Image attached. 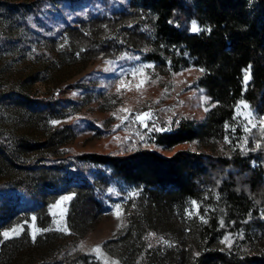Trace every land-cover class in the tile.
Returning <instances> with one entry per match:
<instances>
[{
  "label": "trees",
  "instance_id": "16d2710c",
  "mask_svg": "<svg viewBox=\"0 0 264 264\" xmlns=\"http://www.w3.org/2000/svg\"><path fill=\"white\" fill-rule=\"evenodd\" d=\"M41 1L12 7L29 15ZM47 1L85 5L82 13L57 9L63 24L57 31L47 26L42 32V20L29 28L40 44L28 48L48 67L125 52L151 62L158 75L192 65L200 70L195 86L209 107L203 117L181 116L170 131L156 133L159 150L75 151L65 146L77 133L70 122L42 141L0 138L10 166L9 177L0 180V231L31 214L47 222L49 204L70 194L68 232L60 234L54 255L85 259L76 244L116 191L125 198L127 222L102 245L122 264H264V124L249 133L239 124L234 133L225 127L239 100L264 117V0ZM192 21L202 30L192 32ZM57 41L63 46H55ZM59 90L23 100L27 113L72 114L78 102L54 96ZM23 149L30 154L21 156ZM193 200L198 215L189 218ZM228 232L235 237L225 245ZM22 238L1 240L0 259H8Z\"/></svg>",
  "mask_w": 264,
  "mask_h": 264
},
{
  "label": "rangeland",
  "instance_id": "374dc122",
  "mask_svg": "<svg viewBox=\"0 0 264 264\" xmlns=\"http://www.w3.org/2000/svg\"><path fill=\"white\" fill-rule=\"evenodd\" d=\"M33 1L35 0H0V138L25 136L34 141H42L54 129L70 122L77 133L65 146H70L75 151L125 152L139 147L159 150L154 145L156 133L170 131L181 116L203 117L209 104L202 89L195 86L200 70L192 65L166 76L158 75L151 62L141 59L138 53L125 52L111 58L99 55L86 63L68 61L48 67L46 59L35 56L28 48L29 44H40L39 41L33 42L35 37L29 28H36L43 21L42 32L47 26H53L52 32L57 31L63 26L57 9L65 13H72L77 9L78 13H82L85 5L82 3L75 7L70 1H55L53 4L44 0L29 15H24L21 7L16 9L18 5H31ZM91 1L98 5L101 0ZM50 12L53 14L49 15ZM63 44L61 41L54 43L55 46ZM141 66H144L142 72L129 74ZM121 80L126 87L120 88L118 92ZM70 83L74 85H68ZM56 88L60 90L57 94L55 91L54 96L61 94L72 102H78V106L72 107L75 109L72 114L56 117L53 113H41L39 116L27 113L23 100L47 96ZM241 102L247 105V109L240 108ZM123 109L129 111L125 112ZM234 110L225 125L234 127L243 122L251 127V124H264L263 115L244 100H239ZM148 111L152 113V119L146 121L149 128H145L140 122H134L136 114ZM249 111L252 113L251 123L245 120ZM238 112H243V115L234 120ZM124 117L128 119H123ZM52 121L59 123L53 125ZM153 123L156 128L167 130H149ZM25 152L21 156L30 154ZM9 174L8 161L0 153V180L6 179ZM63 196L71 197L70 194H62L49 204L50 218L47 222L41 224L37 216L31 214L0 231V241L23 237L19 247L8 259H0V264H112L113 261L122 264L116 256L103 248L102 243L116 236L125 226V198L113 191L114 199L106 202L103 215L76 244L78 250L87 254L85 259H80L54 255L57 241L68 232L66 213L69 200L57 204ZM116 204L121 205L120 210L114 208ZM117 211L120 212L119 218ZM21 225L23 229L19 231V235H12L7 239L3 237V232L19 229ZM61 228L65 230H58ZM25 232L29 240L23 236ZM229 235L231 239L225 245L234 240L235 233L228 232L223 241ZM97 246L99 251L92 252Z\"/></svg>",
  "mask_w": 264,
  "mask_h": 264
},
{
  "label": "snow or ice",
  "instance_id": "6c2138e0",
  "mask_svg": "<svg viewBox=\"0 0 264 264\" xmlns=\"http://www.w3.org/2000/svg\"><path fill=\"white\" fill-rule=\"evenodd\" d=\"M201 30H202V29H200V28L197 26L196 22L193 21V22H192V25H191V31H192V32H198V31H201ZM143 67H144V66H141L140 68L133 69V70H132V73H129V74H133V73H136V72H142V71H143ZM149 67H150V66H149ZM248 78H249V74L246 73V74H245V81H247ZM141 83H143V82H141ZM123 87H126V85H125L124 81L121 80V82H120V86L117 88V91L119 92V91H120V88H123ZM137 87H139V85H137ZM240 108H241V109H247V105L244 104L243 102H241V104H240ZM205 110H207V109H205ZM123 111L127 112V111H129V110H128V109H123ZM242 115H243V112H238V113H237V117H234V120L237 119V118H239V117L242 116ZM123 119H128V117H124ZM151 119H152V113H151L150 111H148V112H142V113L136 114V115L134 116V122H140L141 124H143V126H144L145 128H149V125H148V123H146V121H150ZM251 119H252V113L249 111V112H248V115L245 117V120H247L248 123H251ZM262 119H264V118H262ZM51 123H52L53 125H55V124H58L59 121H52ZM225 127H226V130H230V131H232L233 133L235 132V127H230L229 125H226ZM241 127L244 128V130H245L246 133H249V132L251 131V128L248 127L247 124H244L243 122L241 123ZM251 127H252V128L257 127V125H256V124H251ZM149 130H155V131H166L167 129H165V128H156L155 124L153 123V124L151 125V128H150ZM260 130H261L262 132H264V126H261ZM225 142H226V143H230V140H228V138L225 137ZM244 142H245V143L247 142V139H246V138H245V141H244ZM257 147H259V145H257ZM129 195H130V196H131V195H135V193H130ZM70 199H71L70 196H63V197L60 198L59 201H57V204H60L61 202H63V201H67V200H70ZM190 207H191V208H194L195 210H194V211H188V210H186V216L189 217V218H191L193 215H198V208H199V206H198V204H197V201H195V200L190 201ZM114 208H115L116 210H120L121 205H120V204H116V205H114ZM205 211H207V210H205ZM116 215H117V218H119L120 212L117 211V212H116ZM199 218L201 219L202 222H204V223L207 222V221L205 220L204 216H200ZM33 220H35V217H33ZM221 226L223 227V221H221ZM118 227H119V225H118ZM22 229H23V225H21L19 229H17V228H13V229H11L10 231H5V232L2 233V235H3V237H4L5 239H7V238H10L12 235H19V231L22 230ZM58 230H60V231H64L65 229L61 228V229H58ZM35 235H36V233L34 232V233H33V239H35ZM149 235H150V236H153V235H155V234H154V233H150ZM230 239H231L230 235H229V236H226V237H225V240L222 241V242L227 243ZM158 242H162V243H164V244H167V243H168V241L163 240V238H161V240L158 241ZM149 247L151 248L152 245L149 244ZM91 251H92V252H98V251H99V246H97L96 248L92 249ZM197 255H199V253H197ZM112 264H119V262H118V261H113Z\"/></svg>",
  "mask_w": 264,
  "mask_h": 264
}]
</instances>
